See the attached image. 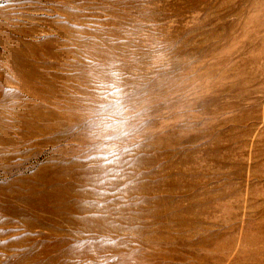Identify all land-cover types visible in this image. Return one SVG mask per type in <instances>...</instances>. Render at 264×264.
Here are the masks:
<instances>
[{"label":"rangeland","instance_id":"374dc122","mask_svg":"<svg viewBox=\"0 0 264 264\" xmlns=\"http://www.w3.org/2000/svg\"><path fill=\"white\" fill-rule=\"evenodd\" d=\"M0 264H264V0H0Z\"/></svg>","mask_w":264,"mask_h":264}]
</instances>
